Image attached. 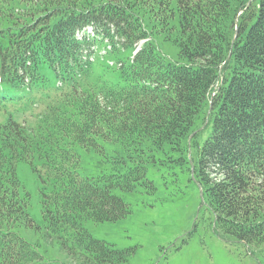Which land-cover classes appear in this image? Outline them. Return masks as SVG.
<instances>
[{
	"label": "trees",
	"instance_id": "1",
	"mask_svg": "<svg viewBox=\"0 0 264 264\" xmlns=\"http://www.w3.org/2000/svg\"><path fill=\"white\" fill-rule=\"evenodd\" d=\"M104 41L116 64L95 68ZM0 106V264H46L15 232L33 226L20 161L43 182L51 231L74 239L73 264L125 260L82 222L124 217L114 190L151 192L148 169L170 164L200 186L218 232L264 246V0H0ZM31 106V123L16 118ZM87 152L95 174L80 172Z\"/></svg>",
	"mask_w": 264,
	"mask_h": 264
},
{
	"label": "rangeland",
	"instance_id": "2",
	"mask_svg": "<svg viewBox=\"0 0 264 264\" xmlns=\"http://www.w3.org/2000/svg\"><path fill=\"white\" fill-rule=\"evenodd\" d=\"M160 54L176 60L178 46L171 42L156 40ZM141 42L137 44V49ZM122 50V49H120ZM108 45L98 48L91 55L95 65L98 63L115 66L108 56ZM129 50L121 56L130 57ZM99 67V66H98ZM94 69V68H93ZM95 69V76L101 68ZM93 76V75H92ZM110 77L111 74H108ZM104 73V79H109ZM35 106L28 108L18 120H31L38 112ZM0 106V121L5 111ZM13 107L6 106V111ZM211 122L199 136L202 144L211 129ZM195 149H192L194 156ZM81 174H95L96 157L88 152L82 155ZM172 167L153 168L147 171V178L154 184L151 192L142 187L134 191L114 193L129 206V213L115 221L94 222L85 220L83 229L95 240L112 244L116 249L127 253L124 261L117 264H264V246H247L233 237L218 232L213 226L212 217L200 200V189L196 181L189 179L188 173ZM30 164L20 161L16 174L21 184V195H27L28 214L33 226L21 225L15 232L37 250V256L46 264H73L68 246L74 239L64 241L49 228L44 219L41 187L43 182ZM26 194V195H25ZM4 227L0 225V231ZM68 237V236H67ZM71 262V263H70Z\"/></svg>",
	"mask_w": 264,
	"mask_h": 264
},
{
	"label": "water",
	"instance_id": "3",
	"mask_svg": "<svg viewBox=\"0 0 264 264\" xmlns=\"http://www.w3.org/2000/svg\"><path fill=\"white\" fill-rule=\"evenodd\" d=\"M200 193H201V189H200Z\"/></svg>",
	"mask_w": 264,
	"mask_h": 264
}]
</instances>
